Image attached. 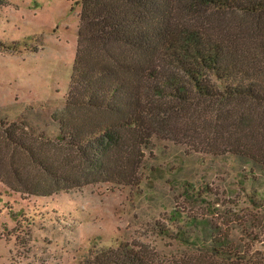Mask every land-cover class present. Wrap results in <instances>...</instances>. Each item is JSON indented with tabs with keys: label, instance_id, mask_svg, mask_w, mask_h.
Returning <instances> with one entry per match:
<instances>
[{
	"label": "trees",
	"instance_id": "trees-1",
	"mask_svg": "<svg viewBox=\"0 0 264 264\" xmlns=\"http://www.w3.org/2000/svg\"><path fill=\"white\" fill-rule=\"evenodd\" d=\"M61 105L69 114L53 117L54 137L0 120V144L27 151L45 178L25 176L11 163L15 183L0 181L12 192L49 197L100 183L141 189L144 150L154 136H166L243 161L250 179L236 184L264 208V0H81L77 53ZM30 140L63 145L74 160L47 161L32 152ZM178 185L179 196L220 210L209 185ZM222 224L174 204L153 228L214 261L247 260L231 226ZM73 264L158 263L120 242L93 247Z\"/></svg>",
	"mask_w": 264,
	"mask_h": 264
},
{
	"label": "rangeland",
	"instance_id": "rangeland-1",
	"mask_svg": "<svg viewBox=\"0 0 264 264\" xmlns=\"http://www.w3.org/2000/svg\"><path fill=\"white\" fill-rule=\"evenodd\" d=\"M80 11L81 0H0V120L25 124L30 133L56 135L53 117L69 114L61 102L77 53ZM28 142L47 161L63 165L74 160L63 145ZM144 153L141 189L100 183L38 197L14 193L0 181V264H73L93 247L120 242L135 244L158 264H264V208L255 207L236 184L250 179L248 165L232 155L195 151L166 136H154ZM0 155L5 182L15 183L11 163L25 176L45 179L27 151L2 142ZM252 171L260 181L263 173L257 167ZM186 181L209 185L220 210L179 196L178 183ZM174 204L231 226L247 260L214 261L159 235L154 223Z\"/></svg>",
	"mask_w": 264,
	"mask_h": 264
}]
</instances>
